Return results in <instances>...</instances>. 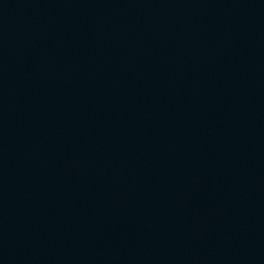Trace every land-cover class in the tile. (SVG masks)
Listing matches in <instances>:
<instances>
[{"label": "water", "instance_id": "1", "mask_svg": "<svg viewBox=\"0 0 264 264\" xmlns=\"http://www.w3.org/2000/svg\"><path fill=\"white\" fill-rule=\"evenodd\" d=\"M0 264H264V0H0Z\"/></svg>", "mask_w": 264, "mask_h": 264}]
</instances>
